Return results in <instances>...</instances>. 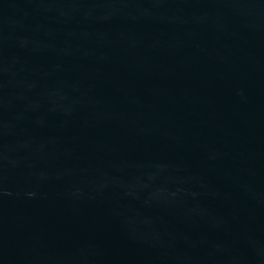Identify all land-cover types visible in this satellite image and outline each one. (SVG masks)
<instances>
[{
	"label": "water",
	"instance_id": "1",
	"mask_svg": "<svg viewBox=\"0 0 264 264\" xmlns=\"http://www.w3.org/2000/svg\"><path fill=\"white\" fill-rule=\"evenodd\" d=\"M0 264H264V0H0Z\"/></svg>",
	"mask_w": 264,
	"mask_h": 264
}]
</instances>
